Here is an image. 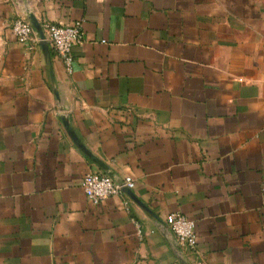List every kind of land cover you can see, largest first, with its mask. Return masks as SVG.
<instances>
[{"label":"crops","instance_id":"1","mask_svg":"<svg viewBox=\"0 0 264 264\" xmlns=\"http://www.w3.org/2000/svg\"><path fill=\"white\" fill-rule=\"evenodd\" d=\"M31 16L83 22L72 73ZM0 264H264V0H0Z\"/></svg>","mask_w":264,"mask_h":264},{"label":"built area","instance_id":"2","mask_svg":"<svg viewBox=\"0 0 264 264\" xmlns=\"http://www.w3.org/2000/svg\"><path fill=\"white\" fill-rule=\"evenodd\" d=\"M41 26L46 42L62 60L66 70L72 73L76 63L73 48L84 41L83 22L76 21L72 25H64L45 21ZM11 30L22 43H28L35 33L33 24L24 18L16 19L11 25ZM82 187L90 201L100 204L111 196L124 194L125 187L132 190L135 180L126 176L122 181L116 182L107 174L92 172L84 177ZM166 223L182 247L196 250L198 238L195 220L180 212H173L167 216Z\"/></svg>","mask_w":264,"mask_h":264},{"label":"water","instance_id":"3","mask_svg":"<svg viewBox=\"0 0 264 264\" xmlns=\"http://www.w3.org/2000/svg\"><path fill=\"white\" fill-rule=\"evenodd\" d=\"M31 21L33 26L38 30V32L40 33V39H41V44L42 47L44 49V51L49 55V45L45 40V36L42 30V26L38 23V21L31 16ZM63 121H64V125L67 129V132L69 133V135L71 136V138L73 139V141L78 145V147L80 149H82L87 155H89L94 161H96L105 171L106 173H108L109 175H112L109 167L99 158H97L95 155H93V153H91V151L83 144V142L77 137L70 121L69 118L65 115L63 116ZM125 193H127L130 197H133L134 199H136L133 191L129 188H124L123 189Z\"/></svg>","mask_w":264,"mask_h":264}]
</instances>
